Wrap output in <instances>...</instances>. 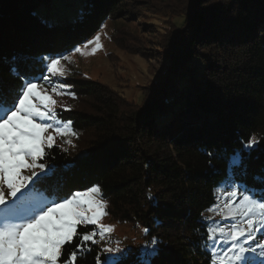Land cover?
<instances>
[{
    "label": "trees",
    "instance_id": "trees-1",
    "mask_svg": "<svg viewBox=\"0 0 264 264\" xmlns=\"http://www.w3.org/2000/svg\"><path fill=\"white\" fill-rule=\"evenodd\" d=\"M49 1L0 0V57L66 55L133 0H84L79 17L51 25L35 13ZM181 14L159 46L167 65L143 104L122 101L93 80H71L88 107L59 115L89 133L86 149L75 157L61 146L48 150L43 162L55 175L36 185L52 198L57 186L71 192L99 185L112 217L138 221L147 240H159L153 264H208L205 212L225 187L228 157L253 135L259 148L242 153L246 173L235 168L236 183L264 188L254 179L264 178V0H187ZM16 83L0 71V87ZM76 243L62 249L65 259ZM98 253L92 245L76 264H95ZM134 255L124 264H134Z\"/></svg>",
    "mask_w": 264,
    "mask_h": 264
},
{
    "label": "snow or ice",
    "instance_id": "snow-or-ice-1",
    "mask_svg": "<svg viewBox=\"0 0 264 264\" xmlns=\"http://www.w3.org/2000/svg\"><path fill=\"white\" fill-rule=\"evenodd\" d=\"M93 44L94 53L102 46L99 33L85 41V46ZM72 51L84 54L80 46ZM69 60L62 53L39 59L0 57V71L6 70L11 80L19 81L8 88L0 87V264H76L79 252L101 241L105 244L95 264H124L132 255L131 249L108 246L106 236L113 226L101 223L108 214V202L102 198L99 185L71 192L57 186L50 193L52 199L36 188L39 181L55 175V166L43 161L56 145V138L72 145L70 137L76 135L72 122L60 118L52 95L74 96L70 85L52 82L66 76L62 61ZM45 84L51 85V94ZM61 107L69 110V106ZM259 145L260 140L253 135L228 157V170L221 181L225 187L208 211L232 223L208 225L203 237L208 264H264V237L258 236L264 233V188L237 184L234 171L241 168V174L246 173L242 153L250 156ZM254 179L264 183L260 176ZM82 226L93 227L81 233L78 229ZM76 239L79 243L65 259L62 249ZM160 255V242L153 237L140 246L133 261L153 264Z\"/></svg>",
    "mask_w": 264,
    "mask_h": 264
},
{
    "label": "rangeland",
    "instance_id": "rangeland-1",
    "mask_svg": "<svg viewBox=\"0 0 264 264\" xmlns=\"http://www.w3.org/2000/svg\"><path fill=\"white\" fill-rule=\"evenodd\" d=\"M186 1L133 0L127 3V6L125 5L120 17L107 20L89 38H93L97 33L100 34L102 46L94 53L91 51L94 44L85 46V43H82L78 46L83 49V55L73 51L66 54L70 60L62 61V63L67 69V74L64 77L53 78L52 82L70 85L69 91L74 96L52 94L57 101V112L60 114L64 110L61 105L69 106V109L82 110L88 107V101L80 98L72 90L71 80L74 79L93 80L108 87L122 101L143 104L144 97L149 95L153 83L167 65L164 56L166 49L159 46L164 43L166 31L171 23H179L182 20L181 12L184 10ZM83 5L84 0H50L47 3H41L35 13L41 21L51 25L73 21L81 15ZM183 83L184 81L180 80L179 86L181 87ZM44 87L51 94V85L45 84ZM169 116V112L160 114L156 116V120L160 122L161 119ZM74 131L76 135L70 137L72 145L65 144L60 137L56 138V145L61 146L62 149L67 148V152L75 157L84 153L89 133ZM222 189H218V192ZM47 198L52 199V197ZM102 198L107 201L104 196ZM220 202L222 203V200ZM106 212L108 214L102 217L101 223L113 226L112 233L106 236L108 246L119 245L122 248L131 249L133 255L145 241H149L143 231L146 227L140 222L115 219L110 215L109 203H107ZM206 217L213 218L206 219L209 224L227 226L232 223L231 220H221L214 212L208 210L204 215V218ZM258 236L264 237V233H258ZM96 238L99 239V236ZM104 244L105 241L100 242V249Z\"/></svg>",
    "mask_w": 264,
    "mask_h": 264
}]
</instances>
